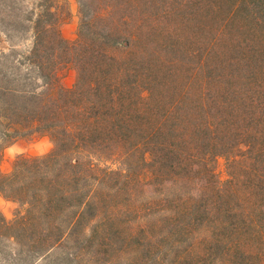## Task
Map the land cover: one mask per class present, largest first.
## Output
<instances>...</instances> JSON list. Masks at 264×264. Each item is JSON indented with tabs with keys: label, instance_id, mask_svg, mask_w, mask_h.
<instances>
[{
	"label": "trees",
	"instance_id": "16d2710c",
	"mask_svg": "<svg viewBox=\"0 0 264 264\" xmlns=\"http://www.w3.org/2000/svg\"><path fill=\"white\" fill-rule=\"evenodd\" d=\"M77 2L0 0V264H264V0Z\"/></svg>",
	"mask_w": 264,
	"mask_h": 264
},
{
	"label": "rangeland",
	"instance_id": "374dc122",
	"mask_svg": "<svg viewBox=\"0 0 264 264\" xmlns=\"http://www.w3.org/2000/svg\"><path fill=\"white\" fill-rule=\"evenodd\" d=\"M30 6H33L37 0H25ZM61 6V15L63 18L62 32L65 38L74 40L77 36V28L79 21V5L77 0H56ZM5 36L0 34V50L7 46L4 41ZM30 42L28 36L25 40V46ZM60 80L65 87H72L76 79V71L71 65L63 66L60 71ZM52 145L46 136L35 135L32 137L16 138L4 149L1 159V171L6 173L10 171L14 160L18 156H37L48 152ZM217 174L221 180L228 178L227 160L225 157H219L217 160ZM18 204L6 199L0 194V215L7 220L15 217Z\"/></svg>",
	"mask_w": 264,
	"mask_h": 264
}]
</instances>
